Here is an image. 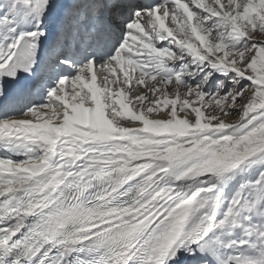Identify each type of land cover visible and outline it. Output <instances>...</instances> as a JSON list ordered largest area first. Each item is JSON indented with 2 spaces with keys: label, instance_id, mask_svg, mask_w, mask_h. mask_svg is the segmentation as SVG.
<instances>
[{
  "label": "snow or ice",
  "instance_id": "6c2138e0",
  "mask_svg": "<svg viewBox=\"0 0 264 264\" xmlns=\"http://www.w3.org/2000/svg\"><path fill=\"white\" fill-rule=\"evenodd\" d=\"M0 264H264V0H0Z\"/></svg>",
  "mask_w": 264,
  "mask_h": 264
},
{
  "label": "bare ground",
  "instance_id": "6f19581e",
  "mask_svg": "<svg viewBox=\"0 0 264 264\" xmlns=\"http://www.w3.org/2000/svg\"><path fill=\"white\" fill-rule=\"evenodd\" d=\"M169 91L171 92V89H169ZM167 111H168V109H165L164 113H166ZM161 115H162V113H158V114H156V116L154 118H160Z\"/></svg>",
  "mask_w": 264,
  "mask_h": 264
}]
</instances>
